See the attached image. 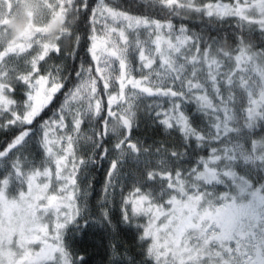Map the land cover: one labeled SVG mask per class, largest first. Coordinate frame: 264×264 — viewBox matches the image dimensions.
<instances>
[{
  "label": "snow or ice",
  "instance_id": "1",
  "mask_svg": "<svg viewBox=\"0 0 264 264\" xmlns=\"http://www.w3.org/2000/svg\"><path fill=\"white\" fill-rule=\"evenodd\" d=\"M0 264H264V0H0Z\"/></svg>",
  "mask_w": 264,
  "mask_h": 264
},
{
  "label": "rangeland",
  "instance_id": "2",
  "mask_svg": "<svg viewBox=\"0 0 264 264\" xmlns=\"http://www.w3.org/2000/svg\"><path fill=\"white\" fill-rule=\"evenodd\" d=\"M18 17H19L18 19L13 20L10 26L14 28L17 31V33H20L24 30L28 22L27 12L21 9L20 12L18 13Z\"/></svg>",
  "mask_w": 264,
  "mask_h": 264
},
{
  "label": "trees",
  "instance_id": "3",
  "mask_svg": "<svg viewBox=\"0 0 264 264\" xmlns=\"http://www.w3.org/2000/svg\"><path fill=\"white\" fill-rule=\"evenodd\" d=\"M103 257V250H99L98 254L96 255L95 259L100 260Z\"/></svg>",
  "mask_w": 264,
  "mask_h": 264
}]
</instances>
